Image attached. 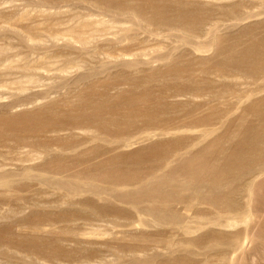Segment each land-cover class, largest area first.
Returning <instances> with one entry per match:
<instances>
[{"label": "rangeland", "instance_id": "1", "mask_svg": "<svg viewBox=\"0 0 264 264\" xmlns=\"http://www.w3.org/2000/svg\"><path fill=\"white\" fill-rule=\"evenodd\" d=\"M0 264H264V0H0Z\"/></svg>", "mask_w": 264, "mask_h": 264}]
</instances>
